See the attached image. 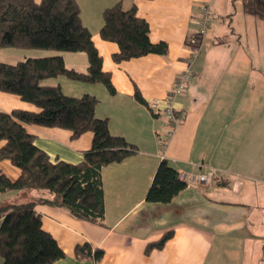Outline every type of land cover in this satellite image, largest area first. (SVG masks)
Wrapping results in <instances>:
<instances>
[{
    "label": "crops",
    "instance_id": "1",
    "mask_svg": "<svg viewBox=\"0 0 264 264\" xmlns=\"http://www.w3.org/2000/svg\"><path fill=\"white\" fill-rule=\"evenodd\" d=\"M77 1L116 92L111 94L101 83L63 75L43 83L61 85L72 96L95 95L99 99L97 117L108 118L111 132L135 144L137 153L103 168V223L78 218L66 208L47 203L45 200L53 195L43 189L5 193L0 195V205L36 202L43 228L67 254L52 264H264L259 258L261 250L254 249L261 241L254 227L261 221L264 199L262 171L255 167L256 145L258 151L262 148L260 94L264 81L254 60L260 51H251V42L242 32L231 35L229 43L216 40L223 38L222 34L226 37L225 33H218L216 39L202 37L201 51L191 65L193 77L188 89L176 98L181 121L162 151L160 134L167 118L153 110L149 102L165 98L188 67V40L199 30L201 4H209L214 16L208 32L224 18L215 17L216 0ZM116 2L126 9L137 7L138 15L149 23L151 41L168 44L166 55L151 53L114 60L119 45L103 39L100 29L104 9ZM252 22L260 29V23ZM205 43L216 49L212 50L214 54L210 49L203 50ZM53 55H62L68 68L88 71L85 52L7 47L0 50V61L16 63L28 57ZM137 91L146 103L136 99ZM13 109L40 111L19 95L0 90V110ZM26 126L35 134L37 146L54 161L79 163L92 146V131L74 137L71 130L61 127ZM4 144L1 141L0 147ZM162 159L180 173L201 174L211 168L214 175L204 186L187 183L171 203H151L146 194ZM0 169L12 180L21 175V169L9 159L0 160ZM167 231H173V235L164 247L147 252L149 242ZM85 243L104 250V256L99 261L77 256L76 246Z\"/></svg>",
    "mask_w": 264,
    "mask_h": 264
},
{
    "label": "trees",
    "instance_id": "2",
    "mask_svg": "<svg viewBox=\"0 0 264 264\" xmlns=\"http://www.w3.org/2000/svg\"><path fill=\"white\" fill-rule=\"evenodd\" d=\"M259 6H258V5ZM264 0H249L245 11L263 16ZM258 6V7H257ZM149 23L138 15L137 7L124 8L121 2L103 11L101 37L116 42L119 51L113 58L117 62L155 53L166 55L168 44L152 42ZM47 49L55 51L85 52L89 61L87 72L68 68L62 55L28 57L16 63L0 61V90L19 95L40 111L13 109L0 110V160L9 159L21 169L17 180L9 178L0 169V195L12 191L43 189L53 196L47 203L68 209L74 216L96 223L105 218V190L103 168L121 162L137 153V146L124 136L110 130L109 119L96 115L99 99L92 94L72 96L61 85H49L47 79L66 76L87 83H101L111 94L116 92L110 72L103 69L92 33L84 25L77 0H0V50ZM138 101L146 103L137 91ZM26 125L61 127L78 137L93 132L90 149L79 163L52 160L35 143V134ZM180 172L166 159H162L146 194L151 203H171L187 187ZM0 256L2 264H52L66 257L55 237L43 228L36 202L0 205ZM173 231L147 245V252L163 248ZM79 257H92L99 261L104 250L89 243L77 245Z\"/></svg>",
    "mask_w": 264,
    "mask_h": 264
},
{
    "label": "rangeland",
    "instance_id": "3",
    "mask_svg": "<svg viewBox=\"0 0 264 264\" xmlns=\"http://www.w3.org/2000/svg\"><path fill=\"white\" fill-rule=\"evenodd\" d=\"M249 0H216V3L218 5V9H216V18H221L224 16L223 19H218L219 23L215 24L210 31L206 32L207 38L212 37L213 39H216V35L218 33H225L228 34L226 37H224V34H222L223 38H217V42L223 43L222 41H225L229 43V38L233 34H239L240 32L243 33V36L245 40L248 39L250 41V47L251 51L254 52V49L256 48L259 53L255 56V65L257 68L260 69L263 75V81H264V4L262 5L261 11H263V16H257L252 13L245 11V3ZM260 0H256V3H259ZM258 5V4H257ZM259 6V5H258ZM257 6V7H258ZM247 13L249 15L244 14ZM229 14V15H226ZM251 14V15H250ZM226 15V16H225ZM251 18V19H249ZM256 21L257 23L261 24L260 29H257L252 21ZM234 30V31H233ZM220 34H218L219 36ZM237 37V36H235ZM227 38V40H226ZM235 39V38H233ZM259 40V41H258ZM219 43V44H220ZM210 49V46L208 43H205L203 50ZM212 50H216L211 48L210 52L211 54L214 52ZM227 50V49H224ZM252 52V53H253ZM214 54V53H213ZM260 56H259V55ZM259 57V58H258ZM262 93L260 94V103H261V121L263 122L260 128L261 131V151H258L257 145H256V158H255V167L256 170L262 171V177H260L262 182H264V85L262 86ZM258 144V143H257ZM260 152V153H258ZM261 183V182H260ZM262 192L264 193V183H262ZM262 217L259 224H256L254 227V230L256 231V235L261 238V241L256 243V246L254 249L256 251L261 250V257L260 259L264 260V199H262ZM258 258V259H259Z\"/></svg>",
    "mask_w": 264,
    "mask_h": 264
},
{
    "label": "built area",
    "instance_id": "4",
    "mask_svg": "<svg viewBox=\"0 0 264 264\" xmlns=\"http://www.w3.org/2000/svg\"><path fill=\"white\" fill-rule=\"evenodd\" d=\"M213 20L214 16L211 12L209 4H201L199 15V30L188 40V45L190 48L188 67L178 75L170 90V93L165 98H157L149 102V106L153 110L159 113H163L167 118L164 130L160 134L162 151H164V149L166 148L170 137L173 135L176 127L181 121L182 116L176 108V98L184 94L188 89V84L191 78L193 77L191 65L193 64V62L201 51L202 37L208 31ZM213 175L214 170L211 168L201 174H190L187 172L180 173V177L187 183L192 182L203 186L211 182Z\"/></svg>",
    "mask_w": 264,
    "mask_h": 264
}]
</instances>
